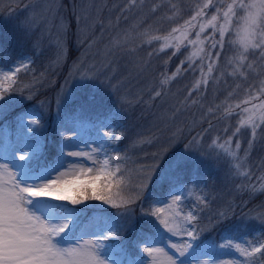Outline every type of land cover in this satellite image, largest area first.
Returning a JSON list of instances; mask_svg holds the SVG:
<instances>
[{
    "label": "snow or ice",
    "instance_id": "6c2138e0",
    "mask_svg": "<svg viewBox=\"0 0 264 264\" xmlns=\"http://www.w3.org/2000/svg\"><path fill=\"white\" fill-rule=\"evenodd\" d=\"M137 6L138 0H128L129 9ZM162 6L153 5L152 12ZM167 8L166 19L175 26L166 34L149 27L133 35L134 26L113 44L156 42L159 52L172 49V55L190 47L181 65L199 68L201 79L192 89L197 91L207 85L227 43L233 49L226 57L228 74L254 82L240 103L225 104L223 112L231 116L238 109L239 126L233 135L248 127L254 138L264 125V0H197L186 19L172 0ZM17 29L19 37L0 35V264H264V238L237 241L244 224L226 227L219 240L201 238L223 224L228 214L221 211L201 227L200 212L208 201L197 188L203 153L197 156L195 137L163 165L171 144L162 147L153 153L154 162L141 166L133 177L123 167L127 155L112 147L124 135L114 130L121 126L119 114L106 111L95 95L58 97L51 119L43 101L30 105L35 93L22 83L20 73L30 70L31 58L13 61L8 50L17 39H30L31 24L23 21ZM58 49L57 63L66 54L62 40ZM91 79L89 72H81L78 87L87 89ZM69 100L78 103L69 108ZM230 144L231 137L224 143L213 140L210 147L231 157L235 173L249 182L242 187L264 190V173L253 182L245 166L247 152L239 157ZM189 198L195 203L186 209ZM137 209L143 222L130 240L125 233L135 231ZM255 218L264 225V212ZM233 251L243 260L233 257Z\"/></svg>",
    "mask_w": 264,
    "mask_h": 264
},
{
    "label": "trees",
    "instance_id": "16d2710c",
    "mask_svg": "<svg viewBox=\"0 0 264 264\" xmlns=\"http://www.w3.org/2000/svg\"><path fill=\"white\" fill-rule=\"evenodd\" d=\"M32 1L34 0H17L2 4L0 0V35L19 37L17 29L19 23L9 15V12L24 8ZM146 1L142 0L137 7L129 9L128 0H102L97 17L86 30H81L79 13L80 2L82 5L83 0H57L66 19L61 38L66 54L60 62L53 63L52 59L58 43L45 38L41 28L32 29L30 39H17L14 46L8 50L13 61L24 53L31 56L30 70L20 73L22 83L30 84L31 91L35 93L30 105L38 106L43 101L47 104L49 118H53L57 110L56 92L72 63L77 60L81 62L83 59L85 62L89 61L91 54L100 49L102 43L114 34L117 25H121L129 14L137 15L133 35L149 27L154 31L159 30L160 34H166L175 26L166 19L170 15L167 8L169 0ZM172 2L183 9L182 16L186 19L197 0ZM153 5L163 6L153 13ZM177 22L183 23V19ZM226 45L228 44H225V50ZM158 48L159 44L156 42L149 45L139 39L124 45L121 57L129 58L133 66L140 67L139 80H132L134 82H131V85L107 86L91 73L93 78L87 81V89L77 86L74 95L78 98L95 95L106 111L111 110L119 114L120 119L117 123L121 126L115 127L114 130L117 133L123 132L124 135L112 147L127 155L128 159L123 167L129 170L133 177L137 175V170L141 166L154 162L153 153H157L162 147L171 144L168 154L162 161L163 165L167 163L172 152L183 149L184 145L195 137L199 142L196 154L199 157L203 153L198 168L197 188L203 189L200 194H206L208 201L207 207L200 212L201 227L208 226L221 211L228 214V219L223 224L213 231H205L201 238L219 240L226 234L225 228L232 224L246 225L238 236H251L258 230L255 237L264 238V225L255 218L258 213L264 212V190L252 192L242 187L249 182L235 173L231 157L221 149L210 147L213 140L223 143L231 137L232 145L236 146L237 141L240 144V148L235 150L237 156L245 157L247 152L245 166L251 170L253 182L257 176L264 173V125L256 130L254 138L252 129L248 127L241 128L239 133L233 135L239 126V110H235L231 116H225L223 112L225 104L235 105L245 98V90L254 80L250 78L249 81H243L238 77L227 76L225 72L218 71L217 65L207 85H201L199 90L192 91L196 81L201 79L200 70L195 65L192 68H189L187 63L181 65V61L185 60L191 48L181 49L176 55H172V49L159 52ZM229 50L231 52L227 57L232 55L231 46ZM178 67L181 69L179 74L162 83L165 77H171L176 73ZM156 91H160L161 95L155 96ZM24 94L27 95L28 92ZM75 103H78V100H69L67 107H73ZM217 105H221L218 110ZM209 108L214 111L209 113ZM141 139L150 140L151 143H138L137 141ZM194 203V198H189L185 200L184 205L192 207ZM142 222L137 209L136 229L126 232L125 236L130 240L134 239ZM236 258L243 260L239 254Z\"/></svg>",
    "mask_w": 264,
    "mask_h": 264
},
{
    "label": "rangeland",
    "instance_id": "374dc122",
    "mask_svg": "<svg viewBox=\"0 0 264 264\" xmlns=\"http://www.w3.org/2000/svg\"><path fill=\"white\" fill-rule=\"evenodd\" d=\"M9 1L17 0H1V3L5 4ZM141 1L142 0H138V3H140ZM144 1L147 2L146 0ZM101 4L102 0H83L82 5L80 2L79 16L81 30H86L87 27L93 22L95 17H97L98 12L102 6ZM9 15L12 16L19 24L23 21L30 22L31 30L34 28H41L40 30H42V34L45 38H47L49 41H56L57 43L58 40H61L66 26L65 15L57 0H34L24 8L20 7L11 10V12H9ZM136 21L137 15H135V13H131L121 25L118 26L117 24H113L117 25L114 34L109 37L106 42L102 43L99 50L91 54L89 61L85 62L83 59L81 62L80 60H77L76 62L72 63L59 89L56 92L55 98L58 99V97H67L69 93L75 94L77 86L83 83V81L81 80V72L84 71L89 72L90 75L91 73H93L94 77H96L107 86L114 85L116 87H119L120 85L122 86V84L131 85V82H134L132 80L138 81L141 75L140 67L133 66L129 58L122 59V47L119 46L117 49H115V45L113 44L114 39L121 37L125 32H131V29L136 25ZM233 38L235 37L233 36ZM229 49L230 46L226 45V50H224L218 64V71L223 73L225 72L224 74L227 76H230L228 73L231 72V67L226 64V57L231 52V50ZM58 50L59 49L57 44V49L54 54L55 59L54 57L52 58L54 61L53 63H56L57 61ZM232 55L230 54L229 57H231ZM21 57L31 58L28 53H24L19 55L17 57L18 59H16L15 61H18ZM2 66L3 65H0V67ZM76 66L79 67L77 68ZM45 105L47 107L46 103ZM229 147L232 151L236 150V146H234V144L232 145V143L229 145ZM185 208L187 209L191 207L189 205H186ZM257 232L259 231H255L251 236H238L237 241L244 243L246 240L255 237ZM237 255L238 253L234 251L232 252L233 257L236 258ZM224 258L227 259L229 257L226 256Z\"/></svg>",
    "mask_w": 264,
    "mask_h": 264
}]
</instances>
